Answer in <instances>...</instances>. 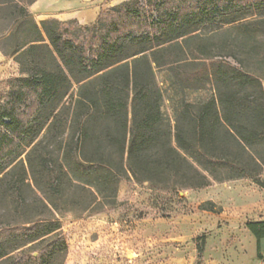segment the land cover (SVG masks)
<instances>
[{"label": "trees", "instance_id": "1", "mask_svg": "<svg viewBox=\"0 0 264 264\" xmlns=\"http://www.w3.org/2000/svg\"><path fill=\"white\" fill-rule=\"evenodd\" d=\"M35 1L2 3L14 4L17 18L26 19L25 6ZM32 29L34 36L15 43L10 54L20 58L47 49L53 67L33 58L26 65L18 61L16 84L0 87V174L58 127V170L51 166V150L37 165L44 182L36 186L45 193L57 194L60 171L102 197L108 191L114 196L124 176L153 188L198 189L237 178L264 186V90H217L206 101L184 103L170 127L155 80V69L168 68L180 84L202 85L210 43L223 35L228 55L243 67L231 68L229 80L251 86L255 80L233 48L264 37V0H123L86 25L46 18ZM74 85L76 97L65 104ZM201 206L212 210L214 204ZM244 226L264 264V220ZM56 229L48 225L29 242Z\"/></svg>", "mask_w": 264, "mask_h": 264}, {"label": "rangeland", "instance_id": "2", "mask_svg": "<svg viewBox=\"0 0 264 264\" xmlns=\"http://www.w3.org/2000/svg\"><path fill=\"white\" fill-rule=\"evenodd\" d=\"M2 1L0 87L7 91L20 76L18 61L26 65L33 58L46 69L53 67L47 49L20 58L10 54L15 43L34 36L33 23L39 26L45 18L68 17L86 25L101 9L123 0H36L25 6L30 16L26 19L17 18L14 4ZM261 39L233 48L255 80L249 87L229 80L231 68L243 67L228 55L223 35L210 43L213 55L205 61L208 77L202 85L186 87L168 68L155 69L165 122L172 127L184 103L206 101L217 90H264V37ZM69 93L63 100L71 105L76 85ZM58 130L53 129L33 152L25 148L14 162L4 164L0 174V264H262L256 256L255 239L244 224L264 220V186L237 178L211 181L198 189L153 188L124 176L114 196L108 191L102 197L93 187L60 171L57 194L45 193L36 186L35 181L44 182L37 165L39 156L51 150V166L58 170ZM46 144L49 149H44ZM259 179L264 182V167ZM16 182L20 189L15 188ZM207 201L213 202L212 210L202 209ZM48 225L57 229L29 242ZM198 245L202 247L199 255ZM260 245L264 254V238Z\"/></svg>", "mask_w": 264, "mask_h": 264}, {"label": "crops", "instance_id": "3", "mask_svg": "<svg viewBox=\"0 0 264 264\" xmlns=\"http://www.w3.org/2000/svg\"><path fill=\"white\" fill-rule=\"evenodd\" d=\"M39 1V0H38ZM40 1H44V0H40ZM46 19V18H45ZM69 19L68 17L67 18H58V20H67Z\"/></svg>", "mask_w": 264, "mask_h": 264}]
</instances>
